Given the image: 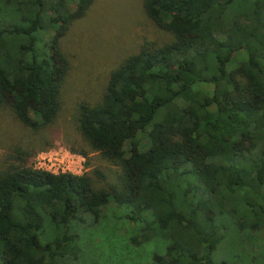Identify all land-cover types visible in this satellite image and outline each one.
Listing matches in <instances>:
<instances>
[{"label": "trees", "instance_id": "1", "mask_svg": "<svg viewBox=\"0 0 264 264\" xmlns=\"http://www.w3.org/2000/svg\"><path fill=\"white\" fill-rule=\"evenodd\" d=\"M92 2L0 0V110L34 134L60 114L70 70L60 40ZM141 6L169 40L143 39L72 119L87 150L68 149L99 154L118 168L114 182L94 189L88 173L36 171L32 152L11 150L0 170V264L73 262L74 226L102 220L109 198L142 224L131 243L163 246L150 264H217L223 219L245 241L264 233V0Z\"/></svg>", "mask_w": 264, "mask_h": 264}, {"label": "rangeland", "instance_id": "2", "mask_svg": "<svg viewBox=\"0 0 264 264\" xmlns=\"http://www.w3.org/2000/svg\"><path fill=\"white\" fill-rule=\"evenodd\" d=\"M141 5L142 0H93L85 16L70 26L59 44L70 63L61 89L60 114L44 132L34 134L15 121L9 111L0 110V170L6 163V155L19 147L32 152L27 159L31 168L35 166L36 156L41 155L50 160L51 169L66 170L69 161L67 166L74 174H91L94 189L114 182L118 168L109 165L99 154L87 152L83 157L68 149L70 145L87 150L74 130L72 119L77 103L95 102L108 73L124 57L135 53L143 39L157 44L169 40L167 33L144 16ZM93 172L102 178L97 179ZM128 212L127 207L116 206L109 198L101 208L102 220L93 223L86 218L74 226L73 233L79 235V256L73 262L57 259V264H62L61 261L65 264H150L151 256L161 254L163 246L157 241L138 246L131 243L142 224L127 218ZM223 222L226 223L224 239L212 253V260L217 264H264L263 231L245 241L244 235L238 234L227 219Z\"/></svg>", "mask_w": 264, "mask_h": 264}, {"label": "built area", "instance_id": "3", "mask_svg": "<svg viewBox=\"0 0 264 264\" xmlns=\"http://www.w3.org/2000/svg\"><path fill=\"white\" fill-rule=\"evenodd\" d=\"M72 160V159H70ZM50 163V160L46 157H42L41 155H37L36 156V159H35V166L32 167L33 170H36V171H42V172H46V173H49V174H53V175H57V174H70V175H75V176H78L77 174H74L72 171H71V167H68V163L69 161H67L66 163V170L61 167L59 168V171L58 169H51L52 165L49 164ZM71 165H73V162H71Z\"/></svg>", "mask_w": 264, "mask_h": 264}]
</instances>
